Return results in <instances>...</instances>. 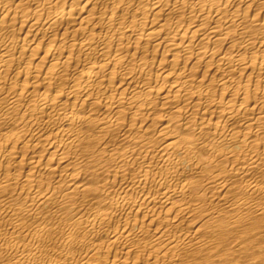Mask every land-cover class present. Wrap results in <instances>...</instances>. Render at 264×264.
I'll list each match as a JSON object with an SVG mask.
<instances>
[{"label":"bare ground","instance_id":"6f19581e","mask_svg":"<svg viewBox=\"0 0 264 264\" xmlns=\"http://www.w3.org/2000/svg\"><path fill=\"white\" fill-rule=\"evenodd\" d=\"M0 264H264V0H0Z\"/></svg>","mask_w":264,"mask_h":264}]
</instances>
